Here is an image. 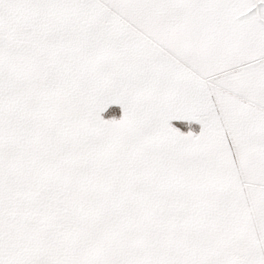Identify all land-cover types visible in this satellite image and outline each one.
I'll return each instance as SVG.
<instances>
[{
  "label": "snow or ice",
  "instance_id": "1",
  "mask_svg": "<svg viewBox=\"0 0 264 264\" xmlns=\"http://www.w3.org/2000/svg\"><path fill=\"white\" fill-rule=\"evenodd\" d=\"M0 264H264V0H0Z\"/></svg>",
  "mask_w": 264,
  "mask_h": 264
}]
</instances>
